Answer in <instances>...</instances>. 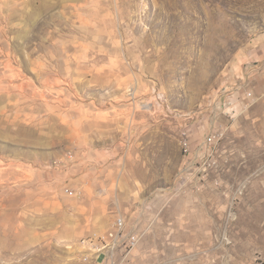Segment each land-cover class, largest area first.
I'll return each mask as SVG.
<instances>
[{
  "label": "rangeland",
  "instance_id": "1",
  "mask_svg": "<svg viewBox=\"0 0 264 264\" xmlns=\"http://www.w3.org/2000/svg\"><path fill=\"white\" fill-rule=\"evenodd\" d=\"M0 264H264V0H0Z\"/></svg>",
  "mask_w": 264,
  "mask_h": 264
},
{
  "label": "built area",
  "instance_id": "2",
  "mask_svg": "<svg viewBox=\"0 0 264 264\" xmlns=\"http://www.w3.org/2000/svg\"><path fill=\"white\" fill-rule=\"evenodd\" d=\"M202 138L197 140V135L192 128L183 127L179 132V137L187 142V162L185 163L191 169L200 168L204 170L207 167L216 166L215 162L207 163L204 161L205 154L215 150L217 145L223 141L226 132L223 127H214L209 133L203 129ZM184 186V185H182ZM181 186V187H182ZM181 190V188L179 189ZM137 224L128 230L127 219L123 215H118L111 228L104 237H98L97 244H112V252H108L104 257L123 251L128 254L137 246L141 240L143 233L138 229ZM96 244V246H97ZM105 259V260H106Z\"/></svg>",
  "mask_w": 264,
  "mask_h": 264
},
{
  "label": "bare ground",
  "instance_id": "3",
  "mask_svg": "<svg viewBox=\"0 0 264 264\" xmlns=\"http://www.w3.org/2000/svg\"><path fill=\"white\" fill-rule=\"evenodd\" d=\"M182 150L184 151V156L187 157V142L185 139H181ZM104 247L102 254H107L108 252H112V244H103Z\"/></svg>",
  "mask_w": 264,
  "mask_h": 264
},
{
  "label": "crops",
  "instance_id": "4",
  "mask_svg": "<svg viewBox=\"0 0 264 264\" xmlns=\"http://www.w3.org/2000/svg\"><path fill=\"white\" fill-rule=\"evenodd\" d=\"M105 172V171H104ZM99 185H102V186H105V182H101V184H99ZM107 186V185H106ZM93 216V215H92ZM97 217H95V215L93 216V217H90V220H91V222H93L94 220L95 221H97Z\"/></svg>",
  "mask_w": 264,
  "mask_h": 264
}]
</instances>
